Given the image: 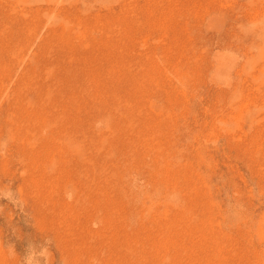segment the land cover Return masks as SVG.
<instances>
[{
    "label": "rangeland",
    "instance_id": "374dc122",
    "mask_svg": "<svg viewBox=\"0 0 264 264\" xmlns=\"http://www.w3.org/2000/svg\"><path fill=\"white\" fill-rule=\"evenodd\" d=\"M0 264H264V0H0Z\"/></svg>",
    "mask_w": 264,
    "mask_h": 264
},
{
    "label": "bare ground",
    "instance_id": "6f19581e",
    "mask_svg": "<svg viewBox=\"0 0 264 264\" xmlns=\"http://www.w3.org/2000/svg\"><path fill=\"white\" fill-rule=\"evenodd\" d=\"M24 64V63H23ZM81 139V138H80ZM52 144V143H51ZM35 155V154H34ZM128 175V174H127Z\"/></svg>",
    "mask_w": 264,
    "mask_h": 264
}]
</instances>
